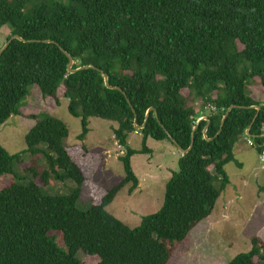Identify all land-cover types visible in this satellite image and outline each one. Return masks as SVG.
Listing matches in <instances>:
<instances>
[{
	"label": "trees",
	"instance_id": "1",
	"mask_svg": "<svg viewBox=\"0 0 264 264\" xmlns=\"http://www.w3.org/2000/svg\"><path fill=\"white\" fill-rule=\"evenodd\" d=\"M4 26L11 28L7 42L23 41L13 40L0 56V126L17 116L36 124L24 152L0 146V264H170L228 187L225 167L236 161V143L249 137L264 156V103L250 88L264 92V0H0ZM103 73L117 89L106 86ZM32 86L57 105L69 101L70 114L82 119L81 142L89 118L118 124L113 137L126 174L120 183L97 185L101 154L69 146L60 119L20 108ZM202 117L209 124L198 123ZM196 126L157 213L131 229L107 212L121 189L138 188L131 159L150 153L148 138L187 151ZM137 132L141 151L128 142ZM25 154L42 157L46 167L36 160L23 167ZM68 181L75 184L69 194L45 193ZM83 185L91 189L88 211L77 205ZM52 232L63 234L65 250ZM251 243L229 264H264V240Z\"/></svg>",
	"mask_w": 264,
	"mask_h": 264
},
{
	"label": "rangeland",
	"instance_id": "2",
	"mask_svg": "<svg viewBox=\"0 0 264 264\" xmlns=\"http://www.w3.org/2000/svg\"><path fill=\"white\" fill-rule=\"evenodd\" d=\"M10 35L9 26L0 30V50ZM250 88L255 100L264 103V92L260 86L254 84ZM19 106L24 111L28 110V115L40 114L39 119L45 115L60 119L69 130V146L85 144L91 151L101 154L97 185L109 189L125 178V170L119 159L124 150L113 137V129L118 127L116 122L89 118L90 132L85 141L81 142L78 137L83 132L82 119L70 114L67 99L61 100L60 105H57L53 99L43 98L39 89L32 86ZM35 124V120L25 116L10 118L0 126V146L11 155L24 152L27 149L25 136ZM128 142L136 151L144 148L140 132L132 133ZM145 146L150 153L136 154L131 159L132 169L140 186L131 193L132 184L127 185L107 207L108 213L131 229L139 227L145 216L155 214L161 209L166 184L173 173L179 172V160L183 154L170 141L148 138ZM234 157L236 161L225 167L230 183L217 201L212 214L191 232L186 243L174 253L170 264H229L238 255L251 251L253 237L264 240V159L249 137L236 143ZM23 160V167H27L33 160H36L39 168L46 167V162L39 156L34 158L25 154ZM23 167L15 165L20 176H24ZM74 187L75 184L71 181L53 182L45 189V193L54 196L67 195ZM92 202L90 187L81 186L78 208L88 211ZM50 236L60 249H66L62 233L52 232ZM77 258L83 260L85 256L79 252ZM96 262V259L88 260V264Z\"/></svg>",
	"mask_w": 264,
	"mask_h": 264
},
{
	"label": "water",
	"instance_id": "3",
	"mask_svg": "<svg viewBox=\"0 0 264 264\" xmlns=\"http://www.w3.org/2000/svg\"><path fill=\"white\" fill-rule=\"evenodd\" d=\"M15 39H18V40H22V38L21 37H19V36H13V37H11V39L5 44V46L0 50V56H1V54L6 50V48L9 46V44L13 41V40H15ZM23 41V40H22ZM66 53V55L69 57V66H68V68H69V72L70 73H75L77 70H73L72 69V66H73V63H74V61H73V58L67 53V52H65ZM89 68H93V67H91V66H85V67H83V68H80V69H89ZM79 69V70H80ZM103 77H104V81H105V84H106V86L109 88V89H117L116 87H112L111 85H109V81H108V75L107 74H104L103 73ZM235 106H232V107H230L229 108V110L227 111V113H226V115L224 116V118H223V121H222V125H221V129H220V131H219V134L221 133V130H222V128H223V126H224V123H225V120H226V118L228 117V115H229V113L231 112V110L234 108ZM251 108H254V109H256L258 112L260 111V107H258V106H254V107H251ZM153 109H149L148 110V112H147V114H146V118H148V116H149V113L152 111ZM155 114L157 115V112L155 111ZM202 120H205V121H207V123L209 124V120L207 119V118H201L199 121H198V123L200 122V121H202ZM197 123V124H198ZM139 129H142L143 127H138ZM197 130V126L194 128V130H193V135H192V143H191V146H190V148L187 150V151H183V150H181V152L183 153V154H185V153H187V152H189L191 149H192V147H193V144H194V134H195V131ZM206 131V130H205ZM177 145V144H176Z\"/></svg>",
	"mask_w": 264,
	"mask_h": 264
},
{
	"label": "crops",
	"instance_id": "4",
	"mask_svg": "<svg viewBox=\"0 0 264 264\" xmlns=\"http://www.w3.org/2000/svg\"><path fill=\"white\" fill-rule=\"evenodd\" d=\"M202 118H206V117H202ZM139 184H140V182H139ZM140 186V185H139Z\"/></svg>",
	"mask_w": 264,
	"mask_h": 264
},
{
	"label": "built area",
	"instance_id": "5",
	"mask_svg": "<svg viewBox=\"0 0 264 264\" xmlns=\"http://www.w3.org/2000/svg\"><path fill=\"white\" fill-rule=\"evenodd\" d=\"M263 157V159H264V156H262Z\"/></svg>",
	"mask_w": 264,
	"mask_h": 264
}]
</instances>
